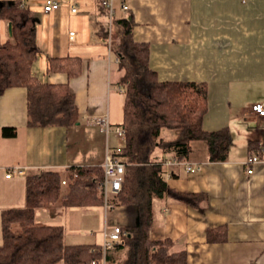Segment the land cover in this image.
Segmentation results:
<instances>
[{"label": "crops", "instance_id": "obj_1", "mask_svg": "<svg viewBox=\"0 0 264 264\" xmlns=\"http://www.w3.org/2000/svg\"><path fill=\"white\" fill-rule=\"evenodd\" d=\"M17 1L37 19L40 52L32 74L44 83H67L79 119L68 128L30 127L26 89L10 87L0 95V245L1 211L25 206L28 174L101 166L106 147L119 148L110 144L95 121L107 116L111 125H118L111 88L113 84L122 93L118 81L123 72L112 46L120 40L118 22L129 17L132 37L147 44L148 65L158 81L206 85L202 128L227 129L231 136L225 161H208L206 146L193 142L199 154L189 161L198 169L187 173L177 167L164 177L171 190L204 199L197 207L168 197L155 200L151 238L172 240L171 252L184 251L186 264H264V163L256 164L252 174L244 166L258 152L249 143L264 146V117L250 109L264 103V0H114L111 23L104 0H55L59 8L50 13L43 10L46 0ZM8 24L0 21L2 43L11 37ZM50 58H76L80 73L69 77L48 72ZM4 127L13 128L15 135L3 136ZM163 132L171 131H162L164 140L175 137L171 132L164 138ZM155 155L162 156L158 151ZM16 170L24 174L17 175ZM118 208L107 215L102 206L66 209L54 203L36 209L34 220L39 226L63 227L66 245L101 246L106 227L136 221L128 219L126 207Z\"/></svg>", "mask_w": 264, "mask_h": 264}, {"label": "trees", "instance_id": "obj_2", "mask_svg": "<svg viewBox=\"0 0 264 264\" xmlns=\"http://www.w3.org/2000/svg\"><path fill=\"white\" fill-rule=\"evenodd\" d=\"M0 21L11 24V37L4 43L0 41V95L10 87L26 89L30 127L74 126L79 115L67 83H44L31 72L40 52L35 38L36 17L17 0H0ZM118 24L120 40L112 48L123 72L118 81L124 88L120 125L125 138L120 154L126 157L128 165L116 203L134 207L136 221L121 227L126 237L105 253L99 245H66L63 227L36 225L35 210L54 203L66 209L102 206L101 166H71L28 174L25 206L1 211L0 264H91L94 261L98 264H186L184 251L171 252L172 240L151 238L153 203L168 197L197 207L204 198L168 188L163 176L165 170L157 159L189 161L192 143L203 142L207 160L222 162L227 159L231 136L227 129L206 131L202 128L207 112L206 85L158 81L148 65L147 44L135 42L132 37V20L124 17ZM46 70L73 77L80 73L79 61L50 58ZM164 130L173 132L175 137L164 140L161 137ZM2 135L12 137L15 130L4 127ZM249 146L260 151L252 142ZM156 151L162 156H156ZM208 235V240H213L212 230Z\"/></svg>", "mask_w": 264, "mask_h": 264}, {"label": "built area", "instance_id": "obj_3", "mask_svg": "<svg viewBox=\"0 0 264 264\" xmlns=\"http://www.w3.org/2000/svg\"><path fill=\"white\" fill-rule=\"evenodd\" d=\"M105 8L107 10V16L109 23L113 20V1L114 0H104ZM59 8V4L55 0H46L44 5V12L50 13ZM71 12H76V6L71 5ZM126 9V7H122ZM70 35H73L71 33ZM251 111L260 117H264V103H254L251 106ZM96 125H98L107 137L111 124L107 118V116L98 117L95 121ZM113 132L124 141L125 131L121 125H117L114 127ZM157 162L164 168V177H170L171 171L177 167H183L187 173H193L198 169V165L193 163L192 161H184L179 162L174 158H166L160 157L157 159ZM264 163V146L260 148V151L257 154L249 156L244 161V166L246 168L247 174H252L253 167L256 164ZM128 165L126 157L120 154V147L115 150H110L106 147L103 162L101 164V168L103 171L102 182L100 183V190L103 195V209L105 214H108L109 211L115 209L117 207V195L120 192L121 184L123 180V175L125 172V167ZM17 175L24 174L23 170H16ZM11 176V173L6 175L7 178ZM127 233L122 230L120 226H114L111 228H105L103 231V242L101 244L102 252L111 249L115 244L120 243L125 237ZM91 264H98L97 262H92ZM104 264V263H102Z\"/></svg>", "mask_w": 264, "mask_h": 264}, {"label": "rangeland", "instance_id": "obj_4", "mask_svg": "<svg viewBox=\"0 0 264 264\" xmlns=\"http://www.w3.org/2000/svg\"><path fill=\"white\" fill-rule=\"evenodd\" d=\"M115 63L113 62V59H112V68H113V73H114V71H115ZM120 90L122 91V93L120 92L119 93V90H116V86L114 87V85L112 84V88H111V92H112V95H114L115 96V101H116V105H115V107H113V117H116L117 118V124L119 125V124H121V122H122V119H120L121 117H123V106H120V103L121 102H123V100H124V88L123 87H121L120 86ZM115 126H117V125H111V127H110V130H109V133H108V135H107V137L109 138V142H110V144H112V145H117L118 147H121L122 145H123V143H124V141L121 139V138H119L114 132H113V129H114V127ZM164 134H163V137L164 138H170L171 136H172V133L171 132H163ZM199 144H202V145H204V143L203 142H198ZM196 154H199V152H196L194 149L192 150V153H191V157H193L194 155H196ZM103 207V206H102ZM118 207H120L119 205H117V207L115 208L116 209V211H117V208ZM119 209V208H118ZM126 209L128 210V219L129 220H132V217H135L136 218V211H135V208L134 207H126ZM114 210V209H113ZM112 211V210H111ZM111 211H109V213L111 212ZM108 213V214H109ZM107 214V215H108ZM106 215V216H107ZM103 223V220H102V218H101V224ZM94 225L95 226H98L97 225V223L95 222L94 223Z\"/></svg>", "mask_w": 264, "mask_h": 264}, {"label": "water", "instance_id": "obj_5", "mask_svg": "<svg viewBox=\"0 0 264 264\" xmlns=\"http://www.w3.org/2000/svg\"><path fill=\"white\" fill-rule=\"evenodd\" d=\"M8 32H9V35L11 36V24L10 23L8 24Z\"/></svg>", "mask_w": 264, "mask_h": 264}]
</instances>
